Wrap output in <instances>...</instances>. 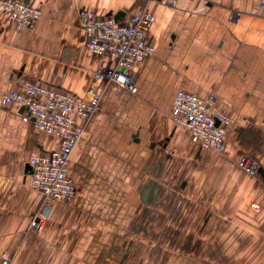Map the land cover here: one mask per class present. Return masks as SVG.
<instances>
[{"label": "crops", "instance_id": "0c3cea01", "mask_svg": "<svg viewBox=\"0 0 264 264\" xmlns=\"http://www.w3.org/2000/svg\"><path fill=\"white\" fill-rule=\"evenodd\" d=\"M25 1L42 12L32 28H18L0 14V257L8 254L9 264H160L161 253L173 252L159 239L161 193L170 189L169 206L176 201L171 197L176 187L189 189L196 203L191 206L200 209L188 214V204L184 218L190 225L180 230L174 221L167 234L184 235L185 251L210 253L212 264H239L241 252L254 251L252 238L264 244V11L259 0H179L175 7L163 0ZM85 9L105 15L149 10L154 21L147 41L155 55L135 67V94L110 82L100 88L99 110L84 122L71 154L76 194L68 203H52L37 234L29 225L42 197L30 186L28 158L57 143L1 98L29 79L85 95L93 72L112 65L86 48L78 21ZM65 47L70 48L66 59L61 57ZM179 89L212 94L214 107L227 113L225 151L201 148L173 124L169 110ZM182 152L189 158L186 180L180 185L159 180L167 172L163 166H174L175 154ZM244 153L256 160L257 176L238 167ZM193 156L197 181L189 177Z\"/></svg>", "mask_w": 264, "mask_h": 264}, {"label": "built area", "instance_id": "2783aa9c", "mask_svg": "<svg viewBox=\"0 0 264 264\" xmlns=\"http://www.w3.org/2000/svg\"><path fill=\"white\" fill-rule=\"evenodd\" d=\"M163 1L175 7L179 0ZM259 6L264 11V0H259ZM0 14L18 28L25 29L32 28L42 16L39 8L25 0H0ZM114 14L105 15L86 9L79 13V27L84 32L87 50L92 55L112 61V65H101L93 72L84 96L35 79H29L20 88L2 95L4 106L24 108L22 120L28 122L33 119L36 129L57 143L56 147L28 158L31 187L41 194V205L45 208L43 213L36 210L31 217L29 228L34 233L40 231L44 214L49 213L53 202L67 203L76 194V186L69 174L70 157L82 138L84 122L99 110L100 88L110 82L135 94V67L155 55L154 47L147 41V33L154 21L152 12L147 9L139 14L125 11L118 19ZM239 15L235 13V18ZM69 54L70 48H63L61 57L66 59ZM214 102L212 94L200 97L179 89L172 100L170 118L175 126L188 133L194 144L223 152L229 117L223 110L215 108ZM237 165L250 176L258 174V164L250 154H241ZM252 207L259 208V205L254 203ZM0 264H9V256L5 252L1 254Z\"/></svg>", "mask_w": 264, "mask_h": 264}, {"label": "rangeland", "instance_id": "374dc122", "mask_svg": "<svg viewBox=\"0 0 264 264\" xmlns=\"http://www.w3.org/2000/svg\"><path fill=\"white\" fill-rule=\"evenodd\" d=\"M65 48H68V47H65ZM170 111H171V108L169 110V115L171 116ZM227 126H226V128H227ZM186 155H187V153L183 154V152L181 154L176 153L175 154L176 159H175L174 166H171V165L163 166L164 171L166 169L167 172H161L159 180H164L167 182L168 181H175L177 185H180V183H182L183 180H186V177H185L186 171H184V170H187V165H188L187 160L189 159L186 157ZM192 160L193 161L191 164L192 165L191 170L193 173H192V175H189V177L194 176L193 177L194 181H197V180H200V178H198V175L195 176V172H198L197 169H199V166L196 164V162L198 163V161H196L194 156L192 157ZM70 161H71V157H70ZM73 169H72V165L70 162L69 174L71 176L72 182L74 183V181H76L75 176L77 179L78 172H77V170L75 171ZM80 175H81V177L85 178V174L81 173ZM157 175L158 174H156L155 177L158 179ZM240 180H241V178H240ZM30 186H31V182H30ZM33 190H35V189H33ZM166 190L167 189H165L163 194L161 193V210L163 211V214L161 213V219L159 222V224H160V235H161L159 239H160V242L162 245H164L165 247H168L169 250L173 251L174 253L173 252H169L168 254H167V252L161 253L160 264H205V263L212 264L215 261V259L213 260L212 257H209L210 253H206V254L205 253L204 254L194 253L193 254V252L184 250V248H183V246L185 244V241H184L185 236L184 235L182 237H180V236L168 237L167 234H169L171 232V230L173 231L172 228H173L174 221H176V223L178 224L177 228L180 230L186 228L185 227L186 222H187L188 226L190 225L189 222L186 221V219L184 218V214H185V212H187L186 206L188 204H190V210L188 209V214L190 213L191 210H192V212H199L200 213V209L198 207L194 208V206H191L192 204L195 205L196 203H194L192 201L193 198L191 196H189V189H186L184 191L183 189L178 188V187H176L174 190H171V192H173L171 197L172 198L175 197L176 201H174L171 205L167 206V204H166L167 200L166 199H167L169 193H167ZM169 190H167V191H169ZM35 191H37V190H35ZM41 201H42V199H41ZM175 204H178L177 206L181 210L179 208H177V206ZM198 204H200V203L198 202ZM175 206H176L175 212L173 213L172 212L173 207H175ZM188 207H189V205H188ZM176 209H179V211H180V212L178 211L179 214H177V215H176ZM37 211L40 213H43L45 211L44 206L40 205L39 208L37 209ZM50 211H51V209L49 210V212ZM168 211L171 212L172 214L171 215L166 214V213H168ZM44 217L46 218L47 216L44 214ZM210 223H216V222L211 220ZM43 224H44V222H43ZM208 224L209 223H206V225H208ZM175 239H176V242L174 241ZM260 239L261 238H259V237H255V238L251 239V242L253 243V247L255 244V249H254V251L244 250L245 252H241L240 253L241 259H240L239 264H264V244H263V241Z\"/></svg>", "mask_w": 264, "mask_h": 264}, {"label": "water", "instance_id": "95a60500", "mask_svg": "<svg viewBox=\"0 0 264 264\" xmlns=\"http://www.w3.org/2000/svg\"><path fill=\"white\" fill-rule=\"evenodd\" d=\"M124 12H125V10H119V11H117L115 14H114V18L115 19H118L120 16H122L123 14H124ZM22 110L24 109V108H21Z\"/></svg>", "mask_w": 264, "mask_h": 264}]
</instances>
